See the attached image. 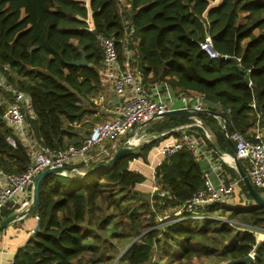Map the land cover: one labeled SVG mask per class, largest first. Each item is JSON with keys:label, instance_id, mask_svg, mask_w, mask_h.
I'll list each match as a JSON object with an SVG mask.
<instances>
[{"label": "trees", "instance_id": "trees-1", "mask_svg": "<svg viewBox=\"0 0 264 264\" xmlns=\"http://www.w3.org/2000/svg\"><path fill=\"white\" fill-rule=\"evenodd\" d=\"M98 36L113 40L121 68L138 70L146 88L202 96L207 113L198 119L210 138L201 127L180 129L192 120L161 118L147 129L155 139L112 167L86 177L75 170L47 175L38 192V231L17 250L14 263L192 264L213 258L217 264H244L238 261L254 248L250 264H264V238L252 230L264 229V208L253 202L233 168L220 162V179L225 185L237 181L233 194L240 188L252 203L216 201L197 212L204 218L183 212L160 222L158 215L174 214L205 190L202 167L186 150L166 156L154 169L158 189L149 199L137 189L145 177L129 169L183 131L214 160L213 146L233 154L234 142L212 113L226 117L228 137L237 133L251 141L256 130H264V0H0V70L6 86L28 97L34 135L53 151L71 140L80 146L73 128L85 116L94 123L107 118L91 102L106 84ZM207 37L220 59L201 50ZM81 59L85 65H72ZM11 98L0 88V171L21 174L30 158L19 141L16 148L6 143L12 132L2 118ZM116 144L120 141L110 140L106 147ZM103 164L73 168L84 174ZM239 164L247 174L246 161ZM255 190L264 197V189ZM13 211L7 206L0 221Z\"/></svg>", "mask_w": 264, "mask_h": 264}, {"label": "built area", "instance_id": "built-area-1", "mask_svg": "<svg viewBox=\"0 0 264 264\" xmlns=\"http://www.w3.org/2000/svg\"><path fill=\"white\" fill-rule=\"evenodd\" d=\"M114 1L124 4L126 0ZM96 40L103 53L100 76L106 82L107 93L114 98L111 105L113 108H105V111L111 114L112 118L96 123L90 135L80 146L68 145L57 151L45 147L41 139L35 137L28 122V115H31L28 97L6 86L5 78L0 70V88L12 94V98L8 102L2 116L12 132L6 138V143L16 148L19 141L26 148V154L30 158L28 167L21 174H5L0 171V216L2 211L9 205L14 207V213H21L28 209L32 201L33 181L43 170L63 166L73 167L77 164H87L88 162L106 163L120 146L129 145L134 149L135 146L139 145L140 140H136V136L141 134L147 125L160 119V116L165 112L174 109H187L195 112L207 111L202 96H174L168 89L162 91L159 85H155L150 89L146 88L142 83L141 74L138 70L130 69L129 67L127 69L121 68L115 44L111 38L98 36ZM200 48L212 60L221 58L212 49L209 37L200 44ZM105 99L106 96L103 90L91 98V102L101 106ZM251 106L254 107L253 104ZM192 121L191 124L182 126L180 129L186 130L193 126L201 127L202 124L198 118ZM145 124L147 125L142 127ZM130 133H133L134 137L126 139L129 138L126 136ZM224 135L234 142V152L237 159L246 161L248 165L247 175L253 187L264 189V130H256L251 141L243 139L237 133H233L228 137L224 132ZM206 137L210 138L207 135ZM154 139L155 137H151L145 142L148 143ZM110 140H119L120 145L117 146L116 144L110 148L106 147V143ZM182 150L193 154L198 162H205L210 172L218 180V185L214 187L209 179L210 172L204 171L205 190L199 191L190 200L186 201L176 211V215L184 212L194 214L193 218H204L203 216H198L197 212L202 210L205 205L233 194L237 181L225 185L219 177V167L216 166L218 164L211 160L202 145L184 131L173 142L158 146L159 154L163 158ZM221 159L223 160V158ZM230 166H232V163ZM74 170L77 175H83L79 170ZM259 236L260 234L257 235V239H259ZM248 256L251 257L252 261L254 260V248ZM8 264H15L14 259Z\"/></svg>", "mask_w": 264, "mask_h": 264}, {"label": "water", "instance_id": "water-1", "mask_svg": "<svg viewBox=\"0 0 264 264\" xmlns=\"http://www.w3.org/2000/svg\"><path fill=\"white\" fill-rule=\"evenodd\" d=\"M85 61L84 59H81V61L79 62H74L72 63V65L75 66H83L85 65ZM244 82L246 84H249V75L247 72L244 73ZM203 113H207V111H191V110H187V109H174V110H170L168 112H165L163 115L160 116L161 118H169V117H177V118H184V119H189V120H193L195 118H198V116L200 114ZM209 114H211L210 112H208ZM216 118L220 119L223 121V130L224 132L226 131V127H227V119L224 115L222 114H213ZM149 124V123H148ZM142 125L143 126H146ZM201 128L203 129V131L205 132V134L207 136H209L208 131L201 125ZM213 149L215 151V153L222 158V154L221 152H219L215 146H213ZM133 151V147L126 145V146H120L115 153L113 154V156L111 157V159L109 161H107L106 163H104L103 165L87 172L83 174V177H86L94 172H97L99 170H103V169H108L110 167H112L118 159L122 158L123 156H125L126 154L130 153ZM232 159V168L236 171L240 181L243 183V185L245 186V188L247 189L248 194L251 196L253 202L260 208H264V197H261V195L255 190V188L253 187V185L251 184L248 175L241 169L240 164H239V160L237 159L235 152H234V146H233V155L231 156ZM74 171V168L71 166H63V167H59V168H48L43 170L42 172H40L36 178L33 181V185H32V201L30 206L28 207L27 210L21 212V213H13L11 214L9 217L4 218L0 221V231H2L4 228H6L9 224L18 221V220H22L25 218H28L30 216L36 215L37 209H38V192H39V186L41 181L43 180L44 177H46L47 175L53 174V175H66L67 173H71ZM38 222L36 224V227L34 228L31 236L33 237L37 231H38ZM135 241V240H134ZM133 241V242H134ZM132 242V243H133ZM240 263H244V264H250L252 262V259L250 256H247L246 258L238 261Z\"/></svg>", "mask_w": 264, "mask_h": 264}, {"label": "rangeland", "instance_id": "rangeland-1", "mask_svg": "<svg viewBox=\"0 0 264 264\" xmlns=\"http://www.w3.org/2000/svg\"><path fill=\"white\" fill-rule=\"evenodd\" d=\"M104 94L106 96L105 102L101 106H98V107L100 108V110H102V112H104L107 115V118L102 117V119L99 122H104L106 120H110L111 119L110 117L112 116L111 114H109V113H107L105 111V108H109L108 105H107V103L111 104V101H112L111 98L112 97L107 93V90L105 88H104ZM86 118H87V116H85L81 120V122H79L73 128V130H75L76 133H79L78 139L76 138V140L78 141V143L80 145L85 140V138L88 136V133L85 132V131H87V129H89V127L91 125H93V123H94V119L93 118H91V119L89 118V121L87 123H85L86 122ZM148 126L149 125H147L143 129V131L141 132V134H139L138 136H136L135 139L138 140V141L140 140V141L138 143L139 145L135 146L134 149H133V151L134 150H137L140 145L146 143L145 141H147L149 138L153 137V135L149 134L148 131H147ZM126 137H129V138H126V139H131L132 137H134V134L133 133H130ZM74 144L75 143L72 140L67 142V145H74ZM148 166H149V164H148L147 161L146 162H143L142 160H139V159L136 160V161L134 160V161H132L129 164V169L130 170L135 171V172H139V173L143 174L146 177L145 181L142 184H140V185L137 186V189L139 191L143 192L144 194H146L147 198L149 199L150 196H152L157 191L158 187H156V185L154 183V178H152V174H153L152 173V170L150 168H148ZM209 179L211 180V182L214 185V187H216L215 183L213 182L214 180H213V177H212V174L211 173H209ZM219 201H224V202H226L228 204H231V205L232 204L233 205H242V204L252 203L251 201H249L245 197V195L241 192L240 188H238L234 194H231L230 196L224 197L223 199H221ZM172 212H173L172 210H168V211H166L164 213L165 216L158 215L156 217V220L160 222L161 220H164V219L168 218L169 216H176V212L174 214ZM252 230L255 231L256 236L258 234H260L259 239L260 238L261 239L264 238V229H252ZM121 247H122V244H121ZM128 247L129 246H127L121 253H123ZM116 261L117 260H115V262ZM192 264H217V261L215 259H213V258H201L200 260L193 261Z\"/></svg>", "mask_w": 264, "mask_h": 264}, {"label": "crops", "instance_id": "crops-1", "mask_svg": "<svg viewBox=\"0 0 264 264\" xmlns=\"http://www.w3.org/2000/svg\"><path fill=\"white\" fill-rule=\"evenodd\" d=\"M89 22H90V19H89ZM105 89H106V87H105ZM111 99H112L111 104L107 103V105L109 108L112 109L113 107L111 105L113 103L114 98L112 97ZM89 118L91 119V118H93V116H87L85 123H87L89 121ZM95 124L96 123H93V125H91L89 127V129H87V131H85L88 133V136L90 135ZM77 135H79V133H77ZM175 139H176V137H169L168 139H166L163 142H161L160 144H158V146L160 147L161 145L169 144V143L173 142ZM158 146L154 147L151 150V152L147 156V160H146L150 166V167L148 166V168H150L152 170V173H154V169L164 159L159 154ZM207 154H209V153H207ZM222 154L229 156V157H231L233 155V154L229 155L226 153H222ZM209 157L211 158V160L215 161L216 164H218L216 166H218L219 168L221 166L220 162H222V163H224L227 166L232 168V166H230L229 163H227L225 160H224L225 161L224 162L218 155H217V159H215V160H214V158H212L210 156V154H209ZM139 160H141V159H139ZM199 164L201 165L203 172L204 171L210 172V169H209V167H207L205 162H199ZM210 173L212 174V177L214 180L213 182L215 183V185L217 187L218 180L216 179V177L214 176V174L212 172H210ZM152 178H153V174H152ZM145 179H146V177H145ZM36 224H37V217L35 215H33V216L28 217V218L15 221V222L9 224L2 231H0V264H8L12 259H14V256H15L17 250L20 249L21 247H23L26 244V242L28 241V239L30 237H32L31 234H32L34 228L36 227Z\"/></svg>", "mask_w": 264, "mask_h": 264}, {"label": "bare ground", "instance_id": "bare-ground-1", "mask_svg": "<svg viewBox=\"0 0 264 264\" xmlns=\"http://www.w3.org/2000/svg\"><path fill=\"white\" fill-rule=\"evenodd\" d=\"M222 158H223V160H225L227 163H229V164H231V163H232V162H231V159H230V157H229V156L222 155Z\"/></svg>", "mask_w": 264, "mask_h": 264}]
</instances>
